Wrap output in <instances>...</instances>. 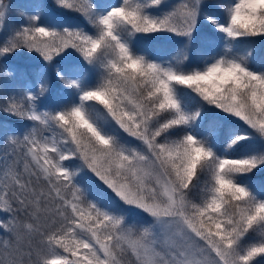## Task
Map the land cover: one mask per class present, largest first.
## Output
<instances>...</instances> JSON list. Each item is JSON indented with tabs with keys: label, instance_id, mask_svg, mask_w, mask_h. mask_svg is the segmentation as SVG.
<instances>
[{
	"label": "snow or ice",
	"instance_id": "6c2138e0",
	"mask_svg": "<svg viewBox=\"0 0 264 264\" xmlns=\"http://www.w3.org/2000/svg\"><path fill=\"white\" fill-rule=\"evenodd\" d=\"M54 3L86 23L0 0V61L40 62L0 70V264H264V0Z\"/></svg>",
	"mask_w": 264,
	"mask_h": 264
},
{
	"label": "rangeland",
	"instance_id": "374dc122",
	"mask_svg": "<svg viewBox=\"0 0 264 264\" xmlns=\"http://www.w3.org/2000/svg\"><path fill=\"white\" fill-rule=\"evenodd\" d=\"M31 0H11V4L13 6V9H16L17 7L19 8H23L25 5H27L28 3H30ZM40 2L44 3L46 2V0H40ZM172 2H175V0H172ZM52 6L47 8L48 12L50 13V15L52 16H56V17H59L61 18L62 20L64 21H68L70 20L67 16H66V12L64 10H56V5L54 3V0H52ZM209 12H212L214 13L211 9H207ZM15 19V18H14ZM210 26V25H206V24H202L200 30H202L201 32V36L200 37H197L195 40L197 42L194 41V44L192 47H195V48H199L200 47V43H204L206 40H208L210 38V36L207 34V27ZM173 38H177V42H174V43H171L172 42V39ZM182 38H179V37H172L170 38L169 41L166 42V45H179L180 47V41H181ZM178 47V48H179ZM168 49L170 50V53L169 54H152V55H171L174 53V51L176 50V48H171V46H168ZM14 63L16 65H14ZM19 65V66H17ZM62 65V62L61 60L59 61V66ZM264 65V63H263ZM7 67V69L13 73H15L16 77H24L25 79L27 80H33V78H29L27 74H25V71L28 70L30 67H33L34 66V74L32 77L35 78V73L36 71L39 69L40 67V62L38 61V59H36L34 57L33 54H29L27 52H20V53H17L11 57H9L7 59V63H5L4 61H0V70H2L4 67ZM10 82H12V78L9 77L8 78ZM53 88H54V85L50 87L49 89V93L47 96L51 95L52 91H53ZM0 95H2V93H0ZM45 99H47L46 101L50 104V107L54 106L55 105V101H56V98H49V97H46L43 99V101H45ZM42 106H45V105H42ZM2 116V117H1ZM0 117L2 119H0V121L2 122V125L4 126H7L8 128L10 129H20V127H16V128H11V126L9 124H7V118H4V117H7V115L3 112L2 115ZM256 173H259L261 172V170H256L255 171ZM264 172V171H263ZM135 219H138V218H135Z\"/></svg>",
	"mask_w": 264,
	"mask_h": 264
},
{
	"label": "trees",
	"instance_id": "16d2710c",
	"mask_svg": "<svg viewBox=\"0 0 264 264\" xmlns=\"http://www.w3.org/2000/svg\"><path fill=\"white\" fill-rule=\"evenodd\" d=\"M94 2H101L99 0H94ZM218 2V0H215V4ZM52 3V0L51 2ZM49 3V4H50ZM215 4H212V6H214ZM54 5V4H53ZM51 5H47V8L51 7ZM211 5H209L208 7L212 8L213 10H216L217 12L219 11L218 9H216L215 7H212ZM56 10H59L58 8H56ZM60 11V10H59ZM66 16L68 18H71L69 21H65L67 23H80L81 25L85 24L86 22L83 20L82 17H79L77 13L74 12H66ZM201 32L202 30H199L197 32V36L200 37L201 36ZM207 32L209 33L210 36H213V31L211 29V26L207 27ZM197 38V37H196ZM163 39H159V41L157 40V42L154 45H150L151 48H153L154 50H156V48L160 47V50H162L161 48L164 47V45L166 44V39L164 41H162ZM245 47H247V45H245ZM256 52H255V67H260L263 63H264V42H260L259 40L257 41V43L254 45ZM195 56V53L194 55ZM49 73H52L51 71H49ZM210 116V114H209ZM11 120L12 122H17L20 121L17 117L11 116ZM246 182L250 184V186L253 188V190L257 191L258 193L261 191H264V172L261 171L259 173L254 172L253 174H251L249 177L246 178Z\"/></svg>",
	"mask_w": 264,
	"mask_h": 264
}]
</instances>
